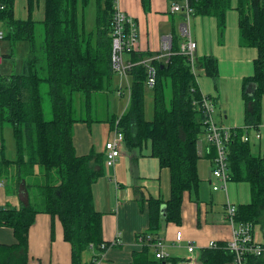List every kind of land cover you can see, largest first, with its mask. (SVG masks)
I'll return each mask as SVG.
<instances>
[{"label":"trees","instance_id":"1","mask_svg":"<svg viewBox=\"0 0 264 264\" xmlns=\"http://www.w3.org/2000/svg\"><path fill=\"white\" fill-rule=\"evenodd\" d=\"M90 0H42L44 16L40 27L27 20L13 18L14 0H0V22L9 36L27 42L29 51L22 73L0 77V182L10 181L16 192L22 187L28 203L18 209L0 206V227L13 231L16 243L0 245V264H27L28 231L38 213L56 217L63 228L65 242L71 247L72 264H94V257L83 262V253L92 246L102 253V213L93 200V185L104 176L105 145L102 153L91 151L77 156L73 146V126L77 123H108L112 133L124 136V145L140 149L148 145L149 156L170 173V197L166 202L148 200V233L157 236L164 224H179L185 192L198 195L200 179L197 162L198 142L204 134L203 95L190 72L186 57L178 54L179 41L171 42L172 56L159 60L150 55L129 54L134 64L128 71L130 96L125 111L105 121L90 116L92 103L99 95L112 91L111 15L114 0H104L97 9L93 30L85 27L84 9ZM32 3V1H31ZM193 17H214L220 33L225 29L227 12L237 13L239 44L254 48L253 73L241 86L244 125L231 131L225 145L229 182L246 183L250 202L236 207L239 223L260 225L264 232V151L252 154L249 142L241 137L261 125V102L264 98V0H190ZM152 59L155 71L152 87L147 84L148 71L140 64ZM203 75L218 78V62L213 56L198 59ZM47 83L52 117L46 120L40 88ZM250 84L255 88L247 93ZM152 92L153 117H144V94ZM148 87V88H149ZM125 88V87H124ZM124 88H118L123 95ZM76 95L84 101L83 114L75 117ZM207 99L213 100L205 95ZM11 130L14 157L4 144L3 130ZM107 142V141H106ZM105 142V144H106ZM213 154H210L212 157ZM213 167V165H212ZM5 183V182H4ZM162 206L165 207L164 214ZM149 234H141L146 236ZM139 236V235H138ZM137 236V237H138ZM19 255V257H16ZM202 264H227L232 256L223 250H203ZM130 264H177L172 259L159 260L150 244L132 255ZM264 264V260H254Z\"/></svg>","mask_w":264,"mask_h":264},{"label":"crops","instance_id":"2","mask_svg":"<svg viewBox=\"0 0 264 264\" xmlns=\"http://www.w3.org/2000/svg\"><path fill=\"white\" fill-rule=\"evenodd\" d=\"M118 3L121 10L135 21L138 39L134 52L137 54L150 55L153 58L158 57V61L164 60L160 57L164 52L162 49L163 39L171 38V42L173 40L181 42L179 25L183 21V15L170 12V0H118ZM231 15L232 13L226 16L225 32L221 38L217 37L215 20H198L197 16L190 19V33L191 38L197 45V59L213 56L220 63V66L226 67L223 70L220 68L217 90L218 96L221 97L225 94L220 99L224 112L216 113V118L220 121V127L223 128L225 126L233 128L244 125V104L242 106L239 95L241 89L238 90L239 98L232 105L228 94V82H225L229 78L227 74L230 76L234 73L235 77L242 78V80L244 77H250L253 73L251 66L257 57L256 49L240 46L237 13L235 20ZM43 16L42 0H14V20H31L36 23V26L41 27L40 22ZM84 21L86 27V18H84ZM219 40L221 43L218 42ZM130 58L127 55L125 60L129 61ZM228 59L245 60L246 62L224 65L222 62ZM200 77L205 78L204 75ZM125 86L126 83L122 80L120 88ZM203 86L205 93H201L213 98L210 94V85L206 80L203 81ZM237 88H239V84ZM214 102L217 110L220 104L216 99ZM101 104L106 107L105 118L118 117L115 115L114 108L109 106V95H102V98L99 97L94 100L92 111H95L97 106ZM126 107L127 104L125 109ZM224 121L226 124H224ZM259 132L260 139L253 138L256 143L254 148L257 154L264 151V98L261 102ZM111 136L112 133L107 132L105 142ZM72 141L77 156H86L91 151L102 153L105 145V143L102 145L95 139L91 125L88 126L87 123H77L73 126ZM201 146L202 158L205 160V167L209 173L206 178H199L201 179L200 189L194 200H192V195L189 193L185 192L183 194L180 223L164 224L156 236L163 242L165 250L170 256L169 259L176 261L177 264H202V251L207 250L210 243L221 244L227 242L230 238L231 228L224 222L226 204L232 203L237 207L250 202V190L246 183H231L226 191L212 190L213 194L210 193L205 184L211 186V183H215L211 176L214 150L205 143H202ZM148 154V145L136 149L128 148L123 144L121 156L118 158L114 169L108 170V173L105 170L104 176L99 178L93 185L94 206L97 211L102 213L103 241L105 243L112 242L119 235L117 238L118 245L107 248L100 255V264H130L133 253L142 248L136 242L137 236L149 234L148 200L166 202L170 197L169 170L160 168L157 160ZM210 154H213L212 157H210ZM16 193L19 202L14 203L16 206H13L11 201H7L4 194L1 193L0 206L18 209L27 205L28 195L22 189H19ZM256 227L258 228L256 232H259L256 237L252 229L253 239L257 243L264 244V241H261V238L264 240V232L260 225H256ZM177 232H181L182 235L180 242L175 241ZM15 243L13 231L1 226L0 245L11 246ZM189 244L194 248L192 253L187 251ZM27 247V264H72L71 247L69 243L65 242L62 225L56 217H50L45 213H38L35 216V221L28 231ZM98 254L100 252L98 253L91 246L83 253L82 261L89 262L92 257H96ZM16 257H19V255Z\"/></svg>","mask_w":264,"mask_h":264},{"label":"built area","instance_id":"3","mask_svg":"<svg viewBox=\"0 0 264 264\" xmlns=\"http://www.w3.org/2000/svg\"><path fill=\"white\" fill-rule=\"evenodd\" d=\"M4 6L0 5V10H3ZM169 10L173 14L183 15V21L179 25V32L181 42L179 43L178 54L186 57L190 72L194 77L198 85V79L203 75V70L198 66V59L196 56L197 45L191 38L190 33V19L193 17V9L190 6V0H170ZM0 22V41L5 38V31ZM110 36H111V66L112 70L126 83V95L127 102L130 96V88L127 82L128 71L133 68L134 64L125 60V57L132 54L137 45V27L135 21L128 17L119 7L118 0H114L113 12L111 15L110 24ZM163 54L160 56L164 60H168L172 56L171 52V38H164L162 43ZM156 59H159L158 57ZM2 58L0 57V62ZM152 59H145L140 64L146 66L148 71L147 84L152 87L155 81V71L151 66ZM199 87V86H198ZM202 108L205 114V132L201 136L198 142L199 154H201V144L205 143L212 147L214 150V157L212 160L211 176L215 183H211V187L214 190H227V184L229 183V176L227 175V162L225 145L231 140V130L223 127H218L215 123L216 118V104L213 100L207 99L205 95H201ZM118 121L115 123V128L112 131L111 138L105 144V159L104 169L108 173V170L114 169L118 158L121 156V150L124 144V136L118 130ZM251 136L259 140V129L255 131L246 132L241 140L243 142L250 141ZM113 177V176H112ZM212 182V181H211ZM4 187V182H0V188ZM236 206L227 203L225 206L224 222L231 228V235L225 243L212 242L208 245L207 250H223L232 256L233 264H254V260H264V244L257 243L253 239L252 229L253 226L249 223H239L235 220ZM181 232H177L175 241H181ZM117 237L114 241L102 244L100 249L102 253L109 247L117 246ZM136 242L143 247L145 244H150L153 255L156 259L167 260L170 258L169 254L165 250L163 242L153 235L141 236L136 238ZM193 246L189 244L187 251L192 253ZM98 254L94 257V264H100L101 257ZM100 257V258H99Z\"/></svg>","mask_w":264,"mask_h":264},{"label":"rangeland","instance_id":"4","mask_svg":"<svg viewBox=\"0 0 264 264\" xmlns=\"http://www.w3.org/2000/svg\"><path fill=\"white\" fill-rule=\"evenodd\" d=\"M232 2V7L235 4V0H231ZM100 6L103 7V3L102 0H100ZM99 8V0H90L87 4V6L84 9V14H85V18H86V23L87 26L86 28L88 30H92L93 27L95 26V22H96V13H97V9ZM232 13L231 17L234 18L236 17V11H234L233 9L228 11V15ZM227 15V16H228ZM197 19H207V20H215L214 17H210V16H197ZM226 27V26H225ZM217 29V27H216ZM5 31V28H4ZM225 29L222 31V33H220L217 29V37L221 38L222 34H224ZM37 33H42V26L38 29ZM200 34V33H199ZM6 36H9L7 31H6ZM219 43L220 40L218 41ZM12 55V56H11ZM28 55V44L26 42L23 41H16L13 38H4L2 41H0V57L2 58V62L0 64V77L2 76H6V75H11V74H20L22 73V66H23V62L24 60L27 58ZM8 56V57H6ZM239 62H246L245 60H232V59H228V60H224L222 63L224 65L227 64H236ZM234 66V65H233ZM244 67V66H243ZM242 67V68H243ZM252 67V66H251ZM220 68L221 70H223L224 66H220V63H218V77L220 74ZM227 74V72H225ZM227 76L229 77L228 80H225V82H228V94L230 96V103L233 105L235 104V102L237 101V99L239 98V95L241 97V94L238 95V90L241 89L242 86V82L244 79L242 80V78H238L235 77V74L232 73L230 74V76L227 74ZM206 80V82L210 85V94L213 97L212 99H216L218 101V103L220 104V107L217 108L216 113L217 112H224L221 104L222 101L220 100L221 97L217 95V90H218V78L214 81L213 79L206 77L205 78H199L198 82H199V87H200V91L202 93H205V89L203 86V81ZM122 80L120 81V77L117 76L116 74L113 75L112 77V89L116 90V91H112L110 92L109 95V106L114 108V111H116L115 115L119 116L121 114V112L125 109V106L127 104V95H126V88H124L123 91V95L118 94V88L121 84ZM125 83V81H124ZM239 84V88H237V85ZM202 86V87H201ZM126 87V86H125ZM149 87V86H148ZM146 89L145 94H144V117L146 120H151L153 117V102H152V92L150 90V87ZM203 89V90H202ZM220 93V90H219ZM40 94H41V99H42V109H43V114L45 116L46 120H50L52 117V110H51V101H50V96H49V92H48V85L47 83H42L41 84V88H40ZM106 95V96H108ZM77 99L75 101H73V103L75 104V117L83 114L82 109H84V101L83 98L81 97V95H76ZM100 98H102V95H99ZM98 97V98H99ZM241 102H242V106H243V100L241 97ZM106 115V107L104 104H101L99 106H97V108L95 109V111H90V116L93 119H97V120H102L105 121L110 119L111 117H109L108 119L105 118ZM215 123L216 125L219 127L220 125V121L215 118ZM224 124H226V122L224 121ZM4 144L6 145V152L8 153V156L10 158L14 157V149H13V141H12V137H11V130L9 129L8 126H4ZM241 127H229V126H225L226 129L228 130H233L235 131V129L237 128H242ZM109 129L108 123H100V122H94L91 124V130L93 132V134L95 135V139L100 142L102 145H104L106 137H107V130ZM250 149H251V153L252 154H257L255 152V146L256 143L255 141H253V137L251 136L250 133ZM197 168H198V175L199 178H206L207 174L209 173L208 169L205 167V160L203 158H200L197 162ZM201 180V179H200ZM4 187L0 190L1 194H4V197L7 199V201H11L13 206H16V204H14L17 201V193L16 190L13 186V184L10 183V181H4ZM232 182H229L227 184V187L231 184ZM206 187L208 188V190L210 191L211 194H213L212 190H214L213 187L205 184ZM20 190L22 189L19 188ZM199 189H200V184L198 187V193H199ZM192 195V200H194L195 196L194 194ZM17 203H19L17 201ZM232 204V203H231ZM256 230H258V228L256 227V225L253 227V231L255 236H258V232H256ZM261 241H264L263 238H261ZM83 259V257H82Z\"/></svg>","mask_w":264,"mask_h":264},{"label":"water","instance_id":"5","mask_svg":"<svg viewBox=\"0 0 264 264\" xmlns=\"http://www.w3.org/2000/svg\"><path fill=\"white\" fill-rule=\"evenodd\" d=\"M254 88H255V85H254V84H250V85L248 86L247 90H246L247 93L251 94ZM164 211H165V207L162 206V213H163V214H164Z\"/></svg>","mask_w":264,"mask_h":264}]
</instances>
